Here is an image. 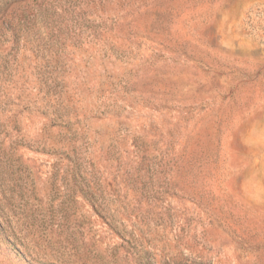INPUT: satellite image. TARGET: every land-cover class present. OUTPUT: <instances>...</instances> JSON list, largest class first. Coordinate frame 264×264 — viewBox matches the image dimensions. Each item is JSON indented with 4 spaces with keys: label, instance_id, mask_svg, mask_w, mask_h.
I'll return each instance as SVG.
<instances>
[{
    "label": "rangeland",
    "instance_id": "obj_1",
    "mask_svg": "<svg viewBox=\"0 0 264 264\" xmlns=\"http://www.w3.org/2000/svg\"><path fill=\"white\" fill-rule=\"evenodd\" d=\"M0 264H264V0H0Z\"/></svg>",
    "mask_w": 264,
    "mask_h": 264
}]
</instances>
